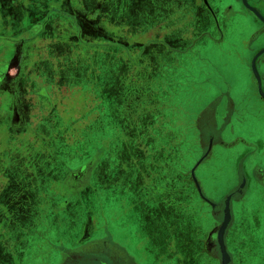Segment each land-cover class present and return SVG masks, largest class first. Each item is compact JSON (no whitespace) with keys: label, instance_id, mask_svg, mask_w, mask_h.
Instances as JSON below:
<instances>
[{"label":"rangeland","instance_id":"1","mask_svg":"<svg viewBox=\"0 0 264 264\" xmlns=\"http://www.w3.org/2000/svg\"><path fill=\"white\" fill-rule=\"evenodd\" d=\"M153 1L157 6L154 8L153 4L154 11L150 12L149 4L142 0L141 5L138 0L31 1L29 10L34 12L35 7H38L43 14L39 20L42 28H36L34 24L29 27L23 22L24 15L19 10L13 14L14 20L9 22V28L0 26V49L2 44L9 42L7 46H14V54H17L2 57L0 52V56L5 58L4 61H12L15 69L19 62L25 65L36 58L33 68L38 78L30 84L31 94L33 92L35 96L45 97L42 99H48L52 105L48 117L43 110L36 115L39 119L45 118L39 122L36 130H31L29 139L21 141L18 134L21 122L10 127L12 138L7 143L27 149L13 152L11 165H26L23 177L17 175L22 179L20 183H14V191H17L16 186L19 191L24 189L31 193L44 190L48 194V201L52 203L45 209L47 216L52 212L47 208L59 211L64 200L81 201L79 191L90 181L89 190L96 187L105 196L101 199L97 197L95 203L89 202L87 209L98 204L101 219L104 216L111 219L107 225L101 222L97 226L93 240L108 238L109 235V240L113 236L115 241L125 240L127 227L122 219L127 216L112 219L111 214L113 212L116 215L121 211L116 208L120 185L123 187L125 178L133 177V169L137 166L146 174L143 164L151 168L153 160L160 178L172 172L175 190L178 189V181H184V191L198 193L202 199L200 201L205 200L207 211L213 207L214 200L222 201L224 196L226 209L227 198L231 196L232 199L233 194L230 193L236 187L244 188V182L238 184L237 170L244 167L249 175L253 169L264 171V108H259L262 99L257 92L251 66L257 53L264 49V34L250 42L249 46L246 44L249 35L256 30L254 18L243 14L246 10L239 0ZM208 1L229 15L230 33L227 40L219 44L202 39L193 46L191 52L184 55L185 64L181 66V54L185 51H177L178 55H172L169 49L176 48L174 45L181 41L172 35L179 36L183 27L192 23L193 8L202 2L208 6ZM140 6H146L143 8L148 10H138ZM149 19L156 20L152 24L157 27L152 31L148 29L152 25ZM37 29L42 30L39 35L34 31ZM238 31L242 33L236 35ZM23 37L31 40L27 44L23 43L29 49L26 58L21 53L22 43L19 44ZM42 38H51V42L48 44L43 39L46 44L43 45ZM148 49L151 52H147ZM8 51L12 55L13 49ZM262 59L264 54L258 62L259 72L264 75ZM15 69L8 72V78H13ZM4 74L0 71V77ZM209 78L212 83H208ZM24 92L25 95L30 94L26 90ZM219 92H228L239 113L232 115L225 126L222 119L215 120L213 132H221L223 128V139L221 137L219 140L223 143H232L236 138H241L256 145L245 158L247 150L242 144L233 149H223L211 140L215 135L204 136L202 140L203 137H199L196 130L194 133L193 128L197 127L199 117L203 116V111L209 105L213 106L211 104ZM135 101L139 103L140 109H137ZM38 104L36 102L34 105ZM244 105L248 108L246 111L241 110ZM136 112L143 115L157 114L158 126L165 125L161 113L172 112L176 120L173 134L168 131L159 136L150 133L140 136L139 132L141 134L143 131L140 122L147 117L140 114L134 120L132 115ZM188 122L189 131L193 134L190 132L188 137L176 135V128L182 123L187 126ZM42 125L50 129L43 130ZM52 131H56L57 140L52 145L50 143L47 153H43L37 145L43 143L47 136L49 140L54 137ZM137 139L141 142L140 152L144 162L136 158L138 151L134 149ZM183 140L189 144V151L187 148L183 152L179 150ZM7 156H10V152ZM49 158L53 161L49 162ZM172 158L173 168L169 165ZM134 159L138 161L134 162ZM81 169L83 179L77 182L79 175L72 174L79 173ZM35 170L39 173H35ZM71 175L77 185L69 180ZM65 180L69 181L68 188L64 185ZM203 180L208 196L203 194ZM107 194H115V197H108ZM259 198L264 199V190L259 191V187L252 182L246 189L245 200L254 203ZM81 204L86 205L84 200L78 204L72 203L62 213L63 219L68 220L72 214L81 218L80 215L86 209ZM16 205L14 201L13 206ZM11 211L8 216L2 215L0 221V264H45L58 258L59 238L65 248L73 247L70 240L74 235L73 227H59L57 223L50 227L51 222L44 221L48 219L46 216H40L44 220L38 222L36 219L39 214L29 218L30 214L25 210ZM261 223L257 240L252 243L259 247L258 257H263L264 264V211ZM105 245L103 243L102 250L96 253H92L93 247H85L84 251L90 249V253L86 254L79 249L76 252L79 259L73 264H113L110 255L117 254V251L114 244L108 243L107 249ZM245 246L249 247L248 244Z\"/></svg>","mask_w":264,"mask_h":264},{"label":"crops","instance_id":"2","mask_svg":"<svg viewBox=\"0 0 264 264\" xmlns=\"http://www.w3.org/2000/svg\"><path fill=\"white\" fill-rule=\"evenodd\" d=\"M31 1L37 2L40 0H0V26L5 25L6 28H9V22L14 20L13 14L19 10L24 15L23 22L28 24L29 27L34 24L36 28H42L39 20L43 17V14L41 11L39 12L38 7H35L34 12L29 10ZM138 1L141 5L140 0ZM239 1L242 5V8L246 10L245 13L242 11L243 14H249L252 18H254V22L256 23V30L254 33H251L246 40V44L249 46L250 42L257 40L262 34H264V0ZM152 3L154 4L155 8L157 5L154 3V1H152ZM152 5L150 8H152L151 11H154ZM210 9L215 17V22L220 29V39L218 42H215L219 44L227 40L226 38L230 33V23L228 22L230 17L227 15V13L221 12L219 7H214L215 13L212 8ZM23 10H25V13ZM219 11L221 12V18ZM28 17H31L32 20H29ZM146 18V20H148V17ZM150 18H152V16ZM155 22V20H152L149 24ZM146 23L148 24V22ZM198 24L194 27L188 26L186 30L184 29L181 31L189 33V31L192 30L193 33L191 34L190 32L189 36L191 37V35H193L194 37L189 38V41H182V33H180L177 38H179L181 41H178L174 45V47H177L169 49L172 55H178L177 51L186 50L189 46L198 45L202 39L206 38L211 41L208 37H203L204 35L201 34L203 31V26L201 25L202 23L198 22ZM34 31L39 35L42 30L39 31V29H37ZM240 33H242V31H238L236 35H240ZM43 39H45L48 44L51 42V38H42V42ZM36 40L39 41L37 38ZM25 41L31 40L24 38L23 41L19 42V44L22 43L21 53L23 55L26 52L25 45L23 44ZM44 42L43 45H46ZM7 43L9 42H6L5 45H1L0 52L2 57H4V55L5 57L6 55L11 57L13 55H17L14 54V46L9 48ZM15 45H18V43ZM179 45L180 47H178ZM171 46L173 45L171 44ZM7 49H13L12 55H10V51ZM147 52H151V49H148ZM263 54L264 49L257 53L251 64L252 71L256 79V84L258 83L259 85L258 76L261 78V87L264 75H261L259 72L258 62L261 60ZM184 55L185 54H181V66L185 64ZM2 57L0 56V71L4 72L5 74L0 77V221L2 219V215L6 214V216H8L9 211H17L21 209L22 212L25 210L26 213L30 214L28 215L29 218H34L39 214V217L37 216L36 221L40 222V220H44V218H40V216H46L45 209L47 206H52V203L48 201V194H46L44 190H38L36 192L33 191L32 193L29 190L24 192V189L19 192L14 191V185H16L14 183H20V179H22L24 175L26 165L24 163L23 166H12L11 163L13 162V152H20L26 148L21 145L12 146L9 144L10 139L12 138L10 127L17 126L19 124L16 122V114H19V110H15L14 106L20 105L21 109L25 113H28L27 115L31 120L28 121L25 119L24 122L21 123V131H18V134L21 136V141L29 139V136L32 134L30 133L31 130H36V127H39V122L45 118L39 119L36 115L39 114L40 110H43L46 113L45 115H47L46 117H48V113H50L49 110L52 105L48 103V99H42L45 97L35 96L33 92L31 94L30 84H32L34 79L37 77L36 74H34L35 71L33 68L35 65L34 63L37 61L36 58H34L29 64L25 63V65L23 62H19L17 66L15 65V69L13 67V63H11L12 61L9 63L10 60L4 61L5 58L3 59ZM262 61L264 60L262 59ZM12 69H15V71H13V78L11 79L8 78V72ZM208 83H212L210 78ZM24 90L30 94L25 95ZM217 95H227L228 98H230L228 92H219ZM261 96L263 98L262 100H264L263 89ZM36 102L39 103L38 106L34 105ZM42 104H46V106L44 107ZM140 114L141 113L139 112L135 113V116L132 115V119H137ZM145 116L147 118H145L144 121L145 123L148 121V123L147 125L145 124L147 127L143 129V131L147 130V132L144 133L142 131V133L156 135L159 128L157 114L149 113ZM143 122H140V126L143 124ZM182 125L184 124L182 123ZM187 127L189 128V122L187 123ZM42 128L43 130L50 129L47 125H42ZM169 130H171L170 132L172 133L173 128L168 129V131ZM51 135L54 137H52L50 140L47 136L43 140V143H37V146L41 147V151H43V153H47L46 150L50 149V143L52 142V145L57 140L55 138L56 131H52ZM8 140L9 142L7 143ZM134 150L138 151L136 158H139L142 161V154L140 152L142 147L137 144L135 145ZM9 152L10 156H7ZM28 160L29 159H27V164ZM48 161L52 162L53 160L49 158ZM136 161L138 160L134 159V162ZM144 169L146 174L140 168V166H137V168L135 167V169H133V177H127L124 179L123 187L120 185V194L117 195L119 201L116 208L121 211L117 212L116 215H113V212L111 214L112 219L116 216H127L125 219H122V223L124 222V225L127 227L125 240L115 241L116 238L114 236L112 237V240H109V234L108 238L103 237L98 240H93V235L98 230L97 226H99L101 222L102 224L107 225L111 219L105 218V216L101 219V212L98 211L99 207H97L98 204L93 206L91 209H87V205H90V203L92 204V202L95 203L97 197L101 199L105 196L103 192L97 191L96 187H94V190H89L91 188V184L89 183L90 181L81 187L80 190L83 189L82 191H79V193H81L79 196L81 201L78 199L64 200L65 202L61 204L59 211L54 210V208H47V210H52V212L47 214L46 217H48V219H45L44 221H50V227H53L54 223H57L59 227L71 226L74 228V235L70 239L73 242V247L70 249L65 248L62 245V239L59 238L60 252L58 254V258L47 261L45 264H73L79 259V254L76 253L79 249L83 251V254H86L90 253V249H86L84 251L85 247H93L92 253H96L102 250L103 243L106 244V249L108 248V243L114 244L113 247L116 249L117 254L111 253L110 255L113 264H222L223 256L222 261H220V258H218V254L216 253V249L214 248V242L208 240L210 234L216 229L217 226L216 215L210 213V211H207L205 205L200 202L198 193H191L189 191L175 192L173 189L170 190L168 188L159 190L157 186H155L157 181L155 174H152V169L148 167H145ZM35 173L39 172L35 170ZM19 174L22 176L21 178L17 177ZM37 176L38 178L40 177L39 175ZM172 182L169 181V184ZM165 183L168 182L166 181ZM115 194H107V196L115 197ZM33 199H37L36 202H34L35 204L31 203ZM83 200L85 201L86 205H81L86 209L84 214L81 212V218H79V215L75 217V215L72 214L68 220L63 219L62 213L66 211L72 205V203L78 204L83 202ZM14 201L17 202L16 206H13ZM26 201H28V205ZM87 202L90 203L87 204ZM21 206L23 208H20ZM42 210L44 211L43 213ZM22 214L24 215V213ZM55 226L56 225H54V227ZM62 247H64V249H62Z\"/></svg>","mask_w":264,"mask_h":264},{"label":"flooded vegetation","instance_id":"3","mask_svg":"<svg viewBox=\"0 0 264 264\" xmlns=\"http://www.w3.org/2000/svg\"><path fill=\"white\" fill-rule=\"evenodd\" d=\"M210 8H212V10L214 11V6L210 2L208 3V6L205 5L204 2H202L201 4L198 3L195 9L193 8L194 11L191 17L192 25L190 24V25L183 27V30L184 29L186 30L188 26H191V27L192 26L194 27L195 25L197 26L198 22H200L202 23L201 25L203 26V31L201 33L204 35L203 37L206 36L212 42H216V41L218 42L220 39V31H219L220 29L215 22V17ZM156 27H157L156 24H152L150 25V28L148 29L152 31ZM190 32L191 34L193 33L192 30L189 31V33L185 31L181 32L182 33L181 40L183 39L182 41H189V38H193L194 37L193 35H191V37L189 36ZM172 36L176 37V39L179 40V38H177V34H173ZM23 43L27 44V41ZM192 48H193V45L187 47L186 50H183V52L185 51L184 54L191 52ZM28 50L29 49L25 47L26 52L24 51L25 54L24 55L22 54L24 56L23 58H26L25 56L29 55ZM256 89L259 94V97L263 99L260 93L261 91L259 89L258 83L256 85ZM262 89L264 91V78L262 81ZM211 105L213 106L211 107L209 105L210 107L208 106L206 108L208 110L205 109L203 111V116L201 118L199 117L198 122H197V127L194 126L193 128L194 133L196 130L197 135L201 138L203 137L202 140L205 139L204 136L213 137V135H215L216 137L214 136V139L212 138L211 140L213 141V143L216 142L217 147L223 148V149H233L234 147H237L239 144H242L247 150V152L244 155V158H245L248 154H250L249 152L255 149L256 145L249 143L246 140L241 139V138H236L232 143H225V142L223 143L222 141H219L221 140V137L223 139V135H224L223 128L221 132L220 131L213 132V125L215 124L214 123L215 120L218 121V119H222V124L225 126L230 121V117L232 115H236L237 113H239V109L237 108L236 103L231 98H228L227 95H218L214 99ZM14 107H15V110H19V114L18 113L16 114L17 117H20V115H22V117L16 120L17 123H20V122L23 123L25 119L28 121L31 120L30 117L27 115L28 113H25L21 109L20 105L19 106L16 105ZM259 108L260 109L264 108V100H262V104ZM247 109L248 108L245 107L244 105L242 106L241 110L246 111ZM195 121H193V125ZM82 171L83 170H81L79 173L72 174L74 176L79 175L77 177V180H78L77 182L83 179V177H81L80 175ZM72 175L70 176L69 180H72V177H73ZM236 177L238 178V181H239L238 184H242L244 182L245 186L244 188H241L240 186L236 187L237 189H235V191L230 193V194H233L231 202H230L231 220H230L229 226L225 233V244L227 246V251L231 257V261L229 264H257V263L262 264L263 257L261 259L258 257L260 256L258 254L259 247L256 244H253L252 242L257 240V237H258L257 235L259 232L258 230L262 227L261 219H262V211H264L263 209L264 199L259 198L254 203L252 202L248 203L245 200V193H246V189L248 185L250 186L252 182H254L255 185L259 187V191L264 190V171L263 169H260V168L253 169L251 170L250 175H249L248 172L245 170V168L242 167L240 170H237ZM67 180L64 181V185L66 188H68L67 183H69V181ZM72 181L74 183V179ZM75 184L76 183H74V185ZM204 185H205V182L203 180V186ZM203 188L205 190L203 191V194L208 196L205 186ZM16 190L19 192V188H17ZM36 200L37 199H33L32 201L36 202ZM225 200H226L225 196L223 197L222 201L214 200L213 207H210L208 209L210 213L216 215V223H217L216 229L212 231L208 240L214 242V248L216 249V253L218 254V258H220V261H222V254H221L220 245L218 244V232H219V228L222 222L224 221V217H225ZM203 201L204 202H201V201L200 202L204 204L206 207V202L205 200ZM246 244H248V246L250 244L251 245L249 247H246L245 246ZM255 259H257L258 261Z\"/></svg>","mask_w":264,"mask_h":264},{"label":"trees","instance_id":"4","mask_svg":"<svg viewBox=\"0 0 264 264\" xmlns=\"http://www.w3.org/2000/svg\"><path fill=\"white\" fill-rule=\"evenodd\" d=\"M152 1L153 0H142V2L143 3H148L149 4V7H151V5L153 4L152 3ZM143 7H146V6H143ZM142 6H140L139 7V9L138 10H141V8H142V10H148L147 8L146 9H144ZM160 7H162V6H160ZM159 8V7H158ZM135 10H137V8L135 9ZM152 10V8H149V12ZM138 14V13H137ZM136 96H137V94H136ZM135 96V97H136ZM129 97V96H128ZM135 99V98H134ZM135 104H136V107H137V109H140V105H139V103L138 102H136L135 101ZM137 113V112H136ZM141 114H143V113H141ZM161 115H163L162 117H163V119H164V121H165V125H162V124H160V126H159V128H158V132H157V135L159 136V135H161V133H164V132H168V129H170V128H173V130H175L174 129V127H173V124L176 122V120H174V118L172 117V112H163V113H161ZM158 121H159V119H157ZM160 120H162L161 118H160ZM145 121L143 122V124H141V128H142V130L143 129H145L147 126H145ZM177 129V133H176V135H181V136H183V137H185V136H189L191 133L193 134V132L192 131H189V129L190 128H188L187 126H185V125H182V126H179V127H177L176 128ZM144 133H146V130H144L143 131ZM191 132V133H190ZM171 132H170V130H169V134H170ZM142 134V135H141ZM139 133V135L140 136H144V134L143 133ZM172 134H173V131H172ZM134 135H136L135 133H134ZM154 135V134H153ZM135 137H137V136H135ZM138 140V145H141V142H140V140L139 139H137ZM185 143V144H184ZM167 144V143H166ZM184 145H185V147H184ZM184 148H187L186 150H188L189 151V144H186V141L185 140H183L182 141V143H181V145H180V148H179V150L181 151V152H183L185 149ZM151 152H152V150H151ZM154 153V152H153ZM150 155H152V154H150ZM152 157V159H154L153 158V156H151ZM151 157H149V160H152L151 159ZM156 157V156H155ZM155 160V159H154ZM173 161H174V159L172 158L171 159V164H169L170 166H172V168H173ZM142 162H144V158L142 157ZM91 165V163H89V166ZM151 171L155 174V176H156V181H157V183H156V185L155 186H157V188L159 189V190H164V189H166V188H168V189H173L175 192H178V191H184V189H183V186H184V181H182V180H179L178 181V183H177V187H178V189H176L175 190V188H174V185H175V180H173L174 179V176H173V174H172V172L170 173V174H168V176H166L165 178L164 177H162V178H160L158 175H157V173H158V171H157V169H156V166H154V164H153V160L151 161ZM143 167L145 168V167H147L146 165H144L143 164ZM89 168V167H88ZM172 168H171V170H172ZM82 170V169H81ZM73 173H75V172H73ZM152 173V174H153ZM169 173V172H168ZM153 174V175H154ZM168 182V183H165V182ZM169 181L170 182H172V183H170L169 184ZM160 185H166V186H160ZM180 185V186H179ZM29 186V185H28ZM179 187H182L181 189L179 188ZM17 189V187H15V190ZM193 193V192H192Z\"/></svg>","mask_w":264,"mask_h":264},{"label":"water","instance_id":"5","mask_svg":"<svg viewBox=\"0 0 264 264\" xmlns=\"http://www.w3.org/2000/svg\"><path fill=\"white\" fill-rule=\"evenodd\" d=\"M258 80H259V89L262 93L260 76H258ZM230 199H231V196H229L227 198L226 209H225V218H224V221L222 222V224L219 228V232H218L219 244H220L221 252H222V256H223V263L222 264H229V261H230V255L227 251V246L225 244V233H226V230H227L229 223H230V220H231Z\"/></svg>","mask_w":264,"mask_h":264}]
</instances>
